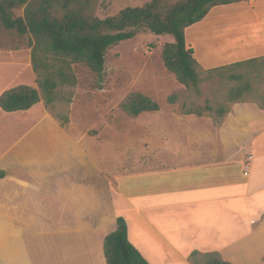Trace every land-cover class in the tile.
<instances>
[{
	"label": "crops",
	"instance_id": "obj_1",
	"mask_svg": "<svg viewBox=\"0 0 264 264\" xmlns=\"http://www.w3.org/2000/svg\"><path fill=\"white\" fill-rule=\"evenodd\" d=\"M250 10L264 17V0L215 5L185 29L202 76L264 56V25L241 19ZM0 66V93L27 76L36 86L30 60L25 71L19 62ZM167 105L138 115L140 143L110 149L100 132L72 134L42 101L0 109V139L15 131L0 144V227L3 242L11 234L14 243L5 261L35 253L38 264H106L103 239L121 216L149 264H194L192 252L264 264V107L234 102L215 123ZM34 216H52L53 226L31 228Z\"/></svg>",
	"mask_w": 264,
	"mask_h": 264
},
{
	"label": "trees",
	"instance_id": "obj_2",
	"mask_svg": "<svg viewBox=\"0 0 264 264\" xmlns=\"http://www.w3.org/2000/svg\"><path fill=\"white\" fill-rule=\"evenodd\" d=\"M242 1L246 0H148L99 18L95 15L99 0H0V24L6 30L29 36L27 46L36 84H19L1 92L0 109L25 111L42 101L46 111L66 127L72 89L77 84L72 64L86 65L101 80L106 51L141 32L172 37L162 46L161 61L179 84L189 89L194 98L201 99V71L193 50L186 47L184 31L200 21L211 7ZM17 8H23L22 15L14 14ZM263 67L264 56H260L205 71L232 82L225 96L227 107L212 106L202 97L203 106L192 99L182 106L181 113L209 115L220 123L234 102L252 101L264 107V94L258 100L248 97L252 93L249 76ZM62 93L64 96L60 97ZM120 107L132 117L159 109L156 101L138 91L128 93ZM116 224L115 230L103 239L105 263L149 264L129 242L125 220L118 216ZM189 259L194 264H230L217 252H192Z\"/></svg>",
	"mask_w": 264,
	"mask_h": 264
},
{
	"label": "rangeland",
	"instance_id": "obj_3",
	"mask_svg": "<svg viewBox=\"0 0 264 264\" xmlns=\"http://www.w3.org/2000/svg\"><path fill=\"white\" fill-rule=\"evenodd\" d=\"M147 1L99 0L95 15L104 18L117 13L126 6H139ZM22 13L23 8L14 9L15 15H22ZM247 13L248 15L242 16L241 19L248 20L249 23H252V27L258 22L264 25V17L260 12L253 15L254 12L250 10ZM235 19L238 20V18ZM171 40L172 37L168 34L154 35L150 32H141L130 40L112 46L105 53L104 72L101 80L86 65L72 64L77 84L72 89L73 97L69 104L72 124H67L66 128L74 135L87 133L89 136L97 137L100 132L104 136L107 149L112 148L114 141L120 143L123 148L136 140L138 141L141 130L136 132L133 127H141L145 118L132 117L120 107V102L133 91L149 96L161 107H167V104L176 101L179 103L177 108L179 112H181L182 106L187 105L192 99L197 101L199 107L204 105V101L201 100L203 98H206L205 101L212 106L220 104L227 107L225 96L228 88L232 85L228 78H218L213 73H205L203 76L201 74L202 83L198 87V91L202 96L199 99V96L194 98L189 89L181 87L174 75L166 70L160 53L163 44ZM28 41V35H19L15 31L6 30L0 24V64L19 62L21 70L25 71L26 64L30 60ZM2 69L3 67L0 66V70ZM249 80L252 85V93L248 97L258 100L264 94V67L249 76ZM21 83L33 84L28 76L23 78ZM63 96L62 93L60 97ZM171 98H173L172 102ZM22 126L23 122L17 128ZM14 132L0 139V144H5L12 139ZM30 217L27 216V218ZM34 217L35 220H30L31 228L40 225L46 227L48 224L53 226L52 216ZM1 225L2 216H0ZM12 236L10 234L7 241L3 242L2 227H0V264H9L4 257L7 256L8 246L14 245ZM35 258V253H28L23 264H38Z\"/></svg>",
	"mask_w": 264,
	"mask_h": 264
},
{
	"label": "built area",
	"instance_id": "obj_4",
	"mask_svg": "<svg viewBox=\"0 0 264 264\" xmlns=\"http://www.w3.org/2000/svg\"><path fill=\"white\" fill-rule=\"evenodd\" d=\"M250 158V157H249ZM249 162H246L245 164H244V172H243V174H245V175H247V173H248V170H249Z\"/></svg>",
	"mask_w": 264,
	"mask_h": 264
}]
</instances>
